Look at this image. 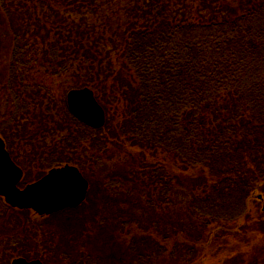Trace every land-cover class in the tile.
Listing matches in <instances>:
<instances>
[{"label": "trees", "instance_id": "1", "mask_svg": "<svg viewBox=\"0 0 264 264\" xmlns=\"http://www.w3.org/2000/svg\"><path fill=\"white\" fill-rule=\"evenodd\" d=\"M11 10L22 20L9 30L16 39L24 30L29 56L23 60L13 43L0 88V136L26 177L32 161L36 181L45 170L77 167L90 184L87 198L51 217L88 204L98 209L93 225L106 230L97 239L103 244L95 243L101 253L92 255L86 239L69 264L219 257L226 264L244 254L228 248L246 243L241 221L264 235V212L249 208L257 191L260 204L264 198V0H0L1 25ZM85 87L106 113L102 129L68 110L67 93ZM98 166L109 168L107 176L92 182ZM176 191L187 198L179 210ZM178 211L185 213L179 221ZM32 215L0 198V264L21 257L49 264L20 233L30 226L40 242L45 225ZM119 221L128 231L111 235Z\"/></svg>", "mask_w": 264, "mask_h": 264}, {"label": "rangeland", "instance_id": "2", "mask_svg": "<svg viewBox=\"0 0 264 264\" xmlns=\"http://www.w3.org/2000/svg\"><path fill=\"white\" fill-rule=\"evenodd\" d=\"M10 15H6L7 17V26L1 25V20H0V88L3 87V84L7 82V77H4V72H6V66L8 65V61L11 58V49L14 47L13 43L17 41L14 45H24V30H20L19 35L17 36V39L15 36H13L14 32L9 30V26L13 25V29L16 28L17 23L22 20V14L20 10H16L15 12L13 10L10 11ZM4 16V13L0 15V19ZM115 24V22H114ZM18 26V25H17ZM24 50L23 55H20V57L24 60L26 56H29V54L26 51V48H22ZM6 93H8L6 91ZM2 93L0 92V99L3 100L1 97ZM26 101L28 97H33L32 95L27 94ZM11 101V100H10ZM27 104H30V101L25 102ZM24 104V105H27ZM1 107L5 109V104H2ZM10 107V106H9ZM12 107V105H11ZM1 108V109H2ZM32 118V117H31ZM3 124V123H2ZM136 157H138L139 154H141L139 151L135 150L133 152ZM145 154V153H144ZM153 155L147 154L146 157L149 158V160L154 161ZM114 161V158L112 160V163ZM158 162L159 163H164L166 166H168L169 170H173L178 172L179 171V166L172 161L171 158L166 157V156H158ZM39 168H42L41 166L43 165H38ZM66 166V165H65ZM38 168V167H37ZM36 168V163L34 161L31 162V171H30V176L27 175L26 173L24 175V179L26 177V182H29V184H33L36 181V179L40 175L39 173L35 172L37 170ZM60 168V167H59ZM95 173L88 174L92 182H98L99 177H105L107 176L105 171L106 169H109L108 167L104 166H98L94 167ZM92 169H89L91 171ZM50 169L45 170V175L46 176L49 173ZM44 172V171H43ZM43 176V177H44ZM42 177V178H43ZM25 181V180H24ZM91 182V181H90ZM96 188L98 189V185H95ZM260 191H257L253 196L251 197L249 208L250 210L257 211L260 210L261 212H264V198L261 200L260 204ZM101 195V194H100ZM91 196V195H90ZM103 196V195H101ZM93 199L98 198V193H95L94 197L92 194ZM187 199L186 198V193L181 192V191H176V203H177V209L179 210L181 203ZM90 203V201H88ZM260 204V205H259ZM106 204H102L104 206ZM101 206V207H102ZM91 206L88 204L82 208L81 210L76 211V213L68 215H59L56 218L55 217H50V218H39L38 216L32 215L33 220L35 221H40L44 223V228L39 231L40 233V242H37V236L36 231L31 230L32 228H28L30 226H26L22 233H28L25 240H28L30 243L28 245V250H31L32 255H35L37 253H42L43 255H46V262L52 261V264H69L70 263V257L75 258L76 254L74 251H76L75 247L78 246V244H82L86 241V239H91L93 242L92 244L88 243V247L90 251H92V255L96 254L95 252H100L102 251L103 245L97 246L95 243L98 244H103L101 241H98L100 237L106 234V230H101L100 228L96 227L94 217H91V214L95 213L97 215L98 209L90 210ZM108 207H105V210L108 211ZM104 211V208L102 209V213ZM256 213V212H255ZM259 214V213H258ZM124 215V214H123ZM185 215L184 212L178 211L174 213L175 219L179 221ZM121 216V215H120ZM256 215L254 214L253 217ZM103 219H106L107 216H102ZM33 223V221L31 222ZM99 225V220L97 221ZM240 226H247L249 228V233L247 234V239L246 243L240 242L239 239H237L240 243L231 245L229 250H235L236 252H242L244 253L243 255L240 256V254H234L232 257V261L228 262V259H226L225 262L226 264H233V260L235 258L236 264H264V235L261 236L259 233H257L255 230H252V225L251 223H245L243 221L240 222ZM29 225V224H28ZM132 226H135V224H132ZM122 228V223L121 221L117 223L112 224V230H111V235L114 234H121L122 236L125 235V233L128 231V228L126 229H121ZM22 229V227H21ZM19 229V231H21ZM136 229V226L131 229L133 231ZM120 236V235H119ZM31 237H34L31 242ZM36 237V238H35ZM111 237V236H110ZM114 238H117L113 236ZM107 241V237L105 238V242ZM41 244V245H40ZM31 245V247H30ZM247 247H243V246ZM100 247V248H96ZM33 247V248H32ZM51 248V249H50ZM82 248V247H81ZM180 248V247H179ZM177 249L178 254L181 252V249ZM49 251L54 252L56 254H51ZM176 256L175 260L178 261L179 256ZM48 255V256H47ZM52 256V257H51ZM166 256V255H164ZM168 257V256H167ZM224 257H219L215 260H212L213 262H208V264H220L224 261ZM173 260V259H172ZM172 260L169 258L161 260L160 264H170ZM200 260V259H199ZM197 260V262L199 261ZM210 260L209 256L206 257L205 262ZM179 262V261H178ZM196 263V262H195ZM84 264H90L89 262H85ZM107 264H110L108 262ZM117 264V263H115ZM184 264V263H181Z\"/></svg>", "mask_w": 264, "mask_h": 264}, {"label": "water", "instance_id": "3", "mask_svg": "<svg viewBox=\"0 0 264 264\" xmlns=\"http://www.w3.org/2000/svg\"><path fill=\"white\" fill-rule=\"evenodd\" d=\"M70 113L85 125L100 129L106 123L104 109L88 89L71 90L67 94ZM22 170L12 161L0 138V197L12 208L32 210L46 216L66 208H75L86 198L89 188L87 180L73 166L52 169L39 181L20 189ZM11 264H42L39 260L28 261L17 258Z\"/></svg>", "mask_w": 264, "mask_h": 264}, {"label": "flooded vegetation", "instance_id": "4", "mask_svg": "<svg viewBox=\"0 0 264 264\" xmlns=\"http://www.w3.org/2000/svg\"><path fill=\"white\" fill-rule=\"evenodd\" d=\"M261 199V198H260Z\"/></svg>", "mask_w": 264, "mask_h": 264}]
</instances>
